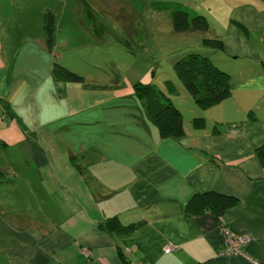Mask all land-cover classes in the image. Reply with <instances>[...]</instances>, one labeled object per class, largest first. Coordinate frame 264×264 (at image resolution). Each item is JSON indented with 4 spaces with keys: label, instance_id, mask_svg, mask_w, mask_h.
I'll list each match as a JSON object with an SVG mask.
<instances>
[{
    "label": "crops",
    "instance_id": "crops-1",
    "mask_svg": "<svg viewBox=\"0 0 264 264\" xmlns=\"http://www.w3.org/2000/svg\"><path fill=\"white\" fill-rule=\"evenodd\" d=\"M147 1L168 29L178 8L207 18L209 31L179 33L178 56L211 58L230 94L204 109L188 96L203 124L161 137L132 87L57 80V59L43 79L12 81L0 58V264H264V0ZM206 192L237 202L220 216L185 209ZM113 216L136 226L108 231ZM220 221L250 237L247 256L218 254Z\"/></svg>",
    "mask_w": 264,
    "mask_h": 264
},
{
    "label": "rangeland",
    "instance_id": "rangeland-1",
    "mask_svg": "<svg viewBox=\"0 0 264 264\" xmlns=\"http://www.w3.org/2000/svg\"><path fill=\"white\" fill-rule=\"evenodd\" d=\"M134 7L140 14V46L128 50L120 43L116 18ZM49 12L54 21L50 44L44 25ZM168 14L150 10L147 0H0V58L13 73L12 81L21 78L28 84L43 79L55 59L80 75L85 86L134 88L138 81L151 82L187 121L193 118L187 106L193 104L192 98L174 71L186 44L183 35L168 29ZM88 29L104 40L97 42Z\"/></svg>",
    "mask_w": 264,
    "mask_h": 264
},
{
    "label": "trees",
    "instance_id": "trees-1",
    "mask_svg": "<svg viewBox=\"0 0 264 264\" xmlns=\"http://www.w3.org/2000/svg\"><path fill=\"white\" fill-rule=\"evenodd\" d=\"M95 4L100 5L98 1ZM48 16L49 20L45 18L44 25L48 35L47 41L50 44L54 21L51 12L48 13ZM139 19L140 15L137 11L130 15L121 14L116 18L122 34L120 43L128 50L140 46L138 43L140 36ZM172 27L173 31L177 33L185 31L207 32L210 29L209 22L204 15H190L186 10L180 8L175 9L172 13ZM91 34L97 42L104 40L101 36L92 32ZM201 44L206 47L222 49L221 40L218 38L204 37ZM174 71L191 98L203 109L218 103L231 92L230 73L220 68L206 55L190 52L181 56L174 62ZM51 74L55 79L61 81L79 82L82 80V77L75 71L57 61L53 63ZM133 89L135 95L142 102L145 115L156 125L161 137L180 138L185 135L183 113L162 89L151 82L143 81L134 83ZM192 122L195 126H200L203 124V118L195 117ZM257 155L264 165V145L257 149ZM236 202L237 199L233 196L206 192L193 195L187 202L185 209L191 213H199L205 208H209L220 216ZM102 226L108 231L120 232L130 231L136 224L122 225L118 217L113 216L108 218ZM126 263L130 264L128 261Z\"/></svg>",
    "mask_w": 264,
    "mask_h": 264
},
{
    "label": "built area",
    "instance_id": "built-area-1",
    "mask_svg": "<svg viewBox=\"0 0 264 264\" xmlns=\"http://www.w3.org/2000/svg\"><path fill=\"white\" fill-rule=\"evenodd\" d=\"M238 128L236 126H233L231 131L235 132ZM219 230L222 234L223 242L218 250V254L222 256H230V255H246V252L244 250L245 244L249 241L250 237L245 234H238L235 231H233L228 225H226L223 221H220L219 223ZM173 249V246H168L166 248V252H169ZM84 253L87 256H90L91 252L90 250L85 249ZM255 264H258V261L253 260Z\"/></svg>",
    "mask_w": 264,
    "mask_h": 264
}]
</instances>
